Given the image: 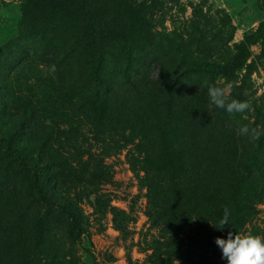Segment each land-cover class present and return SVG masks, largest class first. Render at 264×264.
Masks as SVG:
<instances>
[{
  "label": "rangeland",
  "instance_id": "374dc122",
  "mask_svg": "<svg viewBox=\"0 0 264 264\" xmlns=\"http://www.w3.org/2000/svg\"><path fill=\"white\" fill-rule=\"evenodd\" d=\"M64 1L0 0V136L31 164L23 168L0 149V239L9 247L0 258L227 264L187 229L171 239L147 179L155 122L137 114L159 111L157 97L170 95L173 141L250 163L254 185L242 203L250 216L235 234L264 237V2L88 0L102 51L94 79L82 0ZM205 61L226 70L189 68ZM220 77L233 86L230 99L251 110L209 107L208 88ZM244 125L258 127L260 138L240 135ZM69 203L81 213L80 241L57 208ZM30 239L41 245L31 249Z\"/></svg>",
  "mask_w": 264,
  "mask_h": 264
},
{
  "label": "trees",
  "instance_id": "16d2710c",
  "mask_svg": "<svg viewBox=\"0 0 264 264\" xmlns=\"http://www.w3.org/2000/svg\"><path fill=\"white\" fill-rule=\"evenodd\" d=\"M64 3L68 2L65 0ZM78 6L89 24L88 47L92 56L90 75L98 79L102 51L99 47L97 22L92 16L88 0H82ZM261 36L264 43V34ZM189 68L196 72L226 70L208 61L193 64ZM157 99L158 102L154 105H159V111L150 113L144 111L143 114H137L139 121L142 117V120L155 122V128L151 133L155 136V139L151 140L155 144L154 157L147 168L148 185L153 200L166 210L171 239H179V234L187 229L191 232L189 239L204 242L206 248L212 246L213 250L222 251L217 246L216 239L219 237L226 240L229 232L235 235L239 225L241 227L250 216V208L242 203L250 199L248 190L253 189L255 176L252 167L247 161L233 159L232 155L222 157L213 146L206 148L197 145L192 147L188 144L180 146L178 142L173 141L165 124L176 113L172 105L174 98L168 95L158 96ZM145 129L149 131L147 127ZM0 149L21 167L31 168V164L14 148L10 136H0ZM41 172H45L42 167ZM239 194L240 200L237 201ZM57 208L66 215L67 232L71 240L80 241L83 231L79 208L71 203L59 205ZM225 208L229 210V224L220 229L219 221L223 219ZM6 243L8 239H0V257L2 251L4 257H7L9 247L4 246ZM30 245L31 249L38 248L41 239H30ZM8 263L9 261H4L3 257L0 258V264Z\"/></svg>",
  "mask_w": 264,
  "mask_h": 264
},
{
  "label": "clouds",
  "instance_id": "9594fccd",
  "mask_svg": "<svg viewBox=\"0 0 264 264\" xmlns=\"http://www.w3.org/2000/svg\"><path fill=\"white\" fill-rule=\"evenodd\" d=\"M51 72L56 71V66L52 65ZM224 78H218L217 84L208 88L209 107L226 110L229 114L245 113L251 110V104L247 101L241 102L236 99H230L232 84L223 83ZM222 85V86H220ZM46 123H51L47 121ZM242 136H246L250 141H256L261 136L258 127H249L244 125L238 129ZM229 210L224 209L223 219L219 221L220 229L229 224ZM217 246L222 250V258L227 264H264V237L253 235L248 232L245 234L228 233L227 239L217 238Z\"/></svg>",
  "mask_w": 264,
  "mask_h": 264
}]
</instances>
